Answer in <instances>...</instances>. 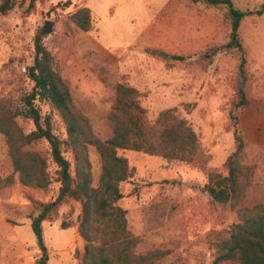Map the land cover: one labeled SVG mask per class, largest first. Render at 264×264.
I'll return each mask as SVG.
<instances>
[{
	"label": "rangeland",
	"instance_id": "1",
	"mask_svg": "<svg viewBox=\"0 0 264 264\" xmlns=\"http://www.w3.org/2000/svg\"><path fill=\"white\" fill-rule=\"evenodd\" d=\"M28 1L16 0L10 11L0 14V101L9 104L14 111L23 108V97L33 86L27 70L22 72L21 66L28 68L32 64L37 34L54 56L55 67L68 84L75 105L89 119L94 134L101 140L112 135L109 113L114 103L115 85L122 82L132 86L127 82L129 76L133 72L137 75L145 68L147 81L143 91L138 92L141 106L147 99L149 102L151 95L157 96L161 90L166 105L175 108L180 116L189 120L194 131V114L198 112L197 119L205 120L203 110L210 107V99L219 82H227L225 87L234 84L231 99L235 97L242 50L223 48L209 57L204 52L178 54L184 56L180 61L163 58L153 52L157 50L147 49L148 54H145L137 46L139 24L136 20L127 19L135 12V8L132 10L123 7V4L115 5V20L105 19L103 30L97 29L99 22L94 21V27L85 32L69 19V14L65 15L78 0H70L68 5H65L68 0H51L54 4L49 6L34 2V6L27 9ZM231 1L240 10H256L262 2ZM100 13L104 19V9ZM45 20L53 21V26L49 33L41 34L40 29ZM102 48L110 52L102 55ZM119 56H123L125 62L113 67L111 64ZM177 63L182 64L183 68H177ZM181 74L186 84H178ZM181 96H186L188 100L180 101ZM203 99L209 101L204 105L206 107L201 108L199 104ZM231 99L226 101L224 107L228 114ZM36 104L42 114H50L54 134L65 141L66 128L58 112L48 104L37 101ZM144 108L147 111L146 118L152 124L158 115L151 116L148 108ZM16 120L24 132L33 128L32 121L21 115L16 116ZM224 120L221 117L217 121L222 139L227 140L228 129L234 131V126L230 117L228 122ZM158 143L161 144L162 140ZM33 148L46 151L48 145L40 141ZM62 150L74 176L73 152L66 144L62 145ZM137 152L141 158L137 160L138 165L128 160L133 171L130 177L119 183L123 197L117 201L126 210L127 228L141 238L135 252L142 253L155 248L168 251L153 264H212L217 255L216 242L226 237L230 225L237 221L236 210L230 208L229 204L211 203L207 194L194 185L204 184L207 172L218 170L225 173V168L207 167V155L201 149L191 162ZM118 153L124 155L125 150L119 149ZM88 155L92 185L97 186L101 171L100 157L91 145L88 146ZM50 169L52 181L46 188L22 185L18 173L13 170L5 137L0 133V177L12 178L10 183L0 188V193L16 185V180L19 184L17 191L23 196L21 201L14 200L9 204H4L0 196V264H35L36 258L41 255L29 217L39 212V203L51 200L57 193L60 183L56 180L54 165L51 164ZM39 190H43L47 196L51 195V198L35 200L34 192ZM255 203L264 204V168L260 169L256 179L253 175L242 202L246 206ZM81 207L79 200L66 198L42 221L48 264H82L87 242L81 236L80 243L69 253L61 251L63 242L71 233L66 228L71 225L78 227ZM62 208L64 211H61ZM61 223L67 227L62 228ZM220 264L235 263L228 261Z\"/></svg>",
	"mask_w": 264,
	"mask_h": 264
},
{
	"label": "trees",
	"instance_id": "2",
	"mask_svg": "<svg viewBox=\"0 0 264 264\" xmlns=\"http://www.w3.org/2000/svg\"><path fill=\"white\" fill-rule=\"evenodd\" d=\"M191 2L225 4L228 7L231 26L229 41L225 45L205 49L206 57L215 55L223 48L242 50L237 38L241 18L246 14L264 12V0L256 10H240L233 6L231 0ZM69 3L68 0L65 5ZM15 4L16 0H0V14H6ZM33 6L34 0H29L27 9ZM69 19L83 31L92 27L88 8L78 9L69 15ZM153 52L163 58L184 59L182 55ZM244 62L242 58L237 70L235 97L230 101L229 117L234 128L238 110L249 104ZM26 70L33 82L31 91L24 95L23 108L19 111L0 101V133L5 137L13 170L18 173L22 185L46 188L52 181L51 164L60 183L56 195L45 203H39V212L29 217L41 251L35 264H48L41 223L66 198L79 200L82 206L78 232L87 242L82 264H153L168 251L155 248L135 252L141 238L129 231L126 210L117 204L123 197L119 183L131 176L133 167H129L128 159L118 150L141 151L168 160L191 162L197 151L198 134L175 108L161 111L151 124L146 118V109L139 102L138 90L119 82L115 85L114 103L109 113L112 135L101 140L94 134L89 119L75 105L68 84L55 67L54 56L43 45L38 34L34 38L32 64ZM36 101L48 104L58 112L66 128L65 141L54 134L50 114H42ZM18 115L32 121L30 131L24 132L16 120ZM159 140H162L161 144ZM234 140L235 148L223 163L225 173L209 171L204 184L194 185L207 194L211 203L229 204L230 208L236 210L237 221L230 225L227 236L216 242L217 255L212 264L228 261L235 264H264V204H242L251 186L255 167L241 159L243 140L235 131ZM40 141L47 143L46 151L33 148ZM63 144L73 152L74 176L71 164L63 154ZM89 145L95 147L101 161L97 186L92 185ZM11 181V177H0V188ZM61 226L67 227L63 223Z\"/></svg>",
	"mask_w": 264,
	"mask_h": 264
},
{
	"label": "crops",
	"instance_id": "3",
	"mask_svg": "<svg viewBox=\"0 0 264 264\" xmlns=\"http://www.w3.org/2000/svg\"><path fill=\"white\" fill-rule=\"evenodd\" d=\"M34 2L42 6L54 4L51 0H35ZM118 4H123V7L132 8V10L136 9L133 14L127 16V19L128 21L136 20L139 24L137 46L142 53L148 54L146 51L150 49L169 54L189 55L202 53L211 46L225 45L229 41L228 35L231 26L229 14L227 15V5L225 4L193 3L191 0H78V3L69 11H66L65 15H70L81 8H88L92 18V27H94V21L99 22L97 29L99 27L103 30L105 19L115 20L114 6ZM103 9L104 19L100 13ZM263 20L264 12L244 15L240 20L237 34L245 61L244 70L248 78L249 104L238 110L234 131L243 140V162L252 164L255 167V179L260 169L264 168ZM128 47L132 48L133 46ZM104 49L102 48V55L110 52L108 49L106 51ZM123 62H125L123 56H119L111 65L117 67L122 65ZM178 63L176 67L183 68V65ZM145 69L138 72L137 75L133 72L127 80L138 92L143 91L144 84L147 81ZM156 79H159L158 76H156ZM186 83L185 77L181 74L178 84L183 85ZM225 86H227V82H219L217 88H215V93L210 99V107L204 106L209 100L203 99L199 104L201 108L206 107L203 110L205 120L197 119L199 117L198 112L193 116V123L197 131L195 132L199 135L196 153L200 149L206 153L207 167L211 169H223L226 157L235 148L234 131L228 129L227 140L222 139L221 129L217 121L221 117L225 118L227 122L229 121V114L224 107L226 101L228 102L232 98L234 84L230 87ZM179 100L186 101L188 98L181 96ZM147 101L148 99L144 102L143 107L148 108L151 116L156 117L160 111L169 108L164 101L161 90L157 96L151 95L149 102ZM162 102L164 103L161 104ZM124 155L133 165H138L137 160L141 158V155L134 150L125 149ZM15 183L16 185L0 193L4 204L12 203L14 200H22L23 196L19 194V190L17 191L19 184L16 180ZM34 198L42 201V199L51 198V195L47 196L43 190H39L34 192ZM61 211H64L63 208ZM66 229L71 233L68 239L63 242L61 251L69 253L73 247L80 243L81 237L77 225H71Z\"/></svg>",
	"mask_w": 264,
	"mask_h": 264
},
{
	"label": "water",
	"instance_id": "4",
	"mask_svg": "<svg viewBox=\"0 0 264 264\" xmlns=\"http://www.w3.org/2000/svg\"><path fill=\"white\" fill-rule=\"evenodd\" d=\"M53 21L45 20L43 26L40 29L41 34L49 33L52 29Z\"/></svg>",
	"mask_w": 264,
	"mask_h": 264
},
{
	"label": "built area",
	"instance_id": "5",
	"mask_svg": "<svg viewBox=\"0 0 264 264\" xmlns=\"http://www.w3.org/2000/svg\"><path fill=\"white\" fill-rule=\"evenodd\" d=\"M21 71L22 72H25L26 71V66L25 65L21 66Z\"/></svg>",
	"mask_w": 264,
	"mask_h": 264
}]
</instances>
